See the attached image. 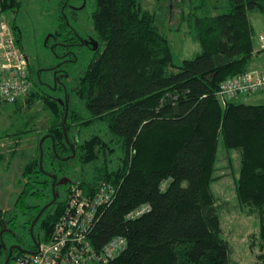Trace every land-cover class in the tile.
<instances>
[{
    "label": "trees",
    "instance_id": "obj_1",
    "mask_svg": "<svg viewBox=\"0 0 264 264\" xmlns=\"http://www.w3.org/2000/svg\"><path fill=\"white\" fill-rule=\"evenodd\" d=\"M92 1V27L102 49L76 80L68 108L41 93L35 82L26 101L30 107L39 100L49 111L39 144L49 136L43 143V169L38 144L23 169L21 192L12 206L0 209L5 224L0 264L9 256L6 237L16 229L32 235V223L52 201L48 173L68 182L56 186L59 197L34 227L32 237L39 243L51 239L71 184L90 195L110 182L117 194L101 208L89 238L100 249L123 236L128 247L107 264H235L220 214L226 202L214 196L211 184L222 142L239 157L236 196L248 215L257 216L253 239L264 244V104L223 105L217 92L225 80L250 70L254 56L264 50H255L250 18L253 12L264 14V0H167L163 7L171 23L179 22L178 31L186 25L200 48L179 66L157 13L145 10L141 0ZM0 3L18 15L23 8L21 0ZM12 26L17 35V20ZM4 150L0 147L1 154ZM19 242L22 249L37 250L35 242L29 248ZM23 254L15 248L11 261ZM256 260L264 264V252Z\"/></svg>",
    "mask_w": 264,
    "mask_h": 264
},
{
    "label": "rangeland",
    "instance_id": "obj_2",
    "mask_svg": "<svg viewBox=\"0 0 264 264\" xmlns=\"http://www.w3.org/2000/svg\"><path fill=\"white\" fill-rule=\"evenodd\" d=\"M21 1L23 8L20 13V18H23L24 23L18 22L20 31L17 29V36L21 39L25 52L30 57L33 55H38L40 58L52 56L51 49L46 45V39L51 35L54 27L59 24V17L57 16L59 12V1L61 0ZM69 2L73 3L75 0H69ZM141 2L145 10L157 13V24L170 41L174 54V64L179 66L184 60L195 58L198 51H200L199 44L193 39L189 31H187L186 25H183L182 31H178L177 27L179 22L175 21L171 23L168 14L164 11L165 7H163L168 4L167 0H141ZM88 4L91 6L89 5L82 12L81 16L85 19L86 25L92 27L90 15L94 8L93 1L88 0ZM158 6L161 8L160 11L157 10ZM69 10L67 7L65 13L67 12L72 15L69 13ZM8 12L10 20L13 23V18L18 14L13 11ZM221 12H225V10H221ZM82 18H80V21H83ZM261 22L263 27H258L259 33H256L257 36L260 34L264 35V18H262ZM74 24L77 29H80L79 25L81 23L78 25L74 22ZM93 54L94 52L85 53L77 65L72 68L69 81L71 85L75 84L78 77L86 69ZM44 62L46 63L47 60ZM257 62L260 66L258 68L254 67L252 70L264 68V51L259 53ZM173 70L177 71L178 69L174 68ZM235 102L252 105L264 104V93L250 96L246 101L239 98ZM32 105L29 107L27 103L23 104L22 102L19 104H0V144L6 143V146H10V148L5 147V150L2 152H11V154L5 156L4 160H0V209L2 210L12 206L18 194L21 192L24 183L22 180L23 169L34 155L38 153L39 135L42 132L40 125L42 124L44 126V123H47L50 118L49 111L45 109L42 102L36 100ZM20 106H22V109L20 108L21 110L17 111ZM35 122L39 125H34ZM36 128L40 132L36 131L31 135H22L19 139L15 138L16 134L22 131ZM70 163L72 166L78 165L75 159L70 160ZM239 166L240 160L236 151L227 150L221 142L214 173V177L217 179L211 184V189L214 196L220 199L219 201L226 202L220 214L223 219L225 236L230 243V257L232 262L235 264H257L256 254L264 252V244H261L257 239H253V234L257 235L259 229L257 216L248 215L239 206L236 196V178L240 168ZM20 213L21 211L19 210L16 212L18 215ZM37 230L38 228L36 227V233ZM13 232L15 233L13 237H6L8 247L22 244L19 242V238L21 240L23 239L24 247H28L31 243L34 244L33 237L30 233L29 235H25L21 229L13 230ZM24 249L28 250L27 248Z\"/></svg>",
    "mask_w": 264,
    "mask_h": 264
},
{
    "label": "built area",
    "instance_id": "obj_3",
    "mask_svg": "<svg viewBox=\"0 0 264 264\" xmlns=\"http://www.w3.org/2000/svg\"><path fill=\"white\" fill-rule=\"evenodd\" d=\"M259 43L264 48L263 36ZM33 87L29 56L13 29L9 12L0 3V104H25ZM260 93H264V69H250L221 83L217 96L226 105ZM0 146L5 148L6 143ZM116 194L117 188L110 182L101 183L90 195L78 184H71L65 211L51 239L41 241L36 251L24 253L10 264H107L127 249V239L116 236L97 249L89 234L101 208L110 205ZM143 209L132 212L131 217L139 216ZM2 220L0 210V232L5 226Z\"/></svg>",
    "mask_w": 264,
    "mask_h": 264
},
{
    "label": "flooded vegetation",
    "instance_id": "obj_4",
    "mask_svg": "<svg viewBox=\"0 0 264 264\" xmlns=\"http://www.w3.org/2000/svg\"><path fill=\"white\" fill-rule=\"evenodd\" d=\"M89 5L88 0H75L73 3L64 0L63 3L59 4L58 27H54L51 35L46 39V45L51 49L52 56L40 58L38 55L30 57L27 54L33 80L36 83L35 87L41 93L55 97L58 101L59 97L65 100L73 94L74 85L69 82L71 70L77 65L80 58L87 52H94L91 60L95 53L102 49L93 27L87 26L85 19L81 16ZM67 7L72 15L65 13ZM80 18L83 21H80ZM14 20L24 23L20 15L14 17ZM74 22L78 25L81 23L80 29H77ZM45 60H47L46 63Z\"/></svg>",
    "mask_w": 264,
    "mask_h": 264
},
{
    "label": "water",
    "instance_id": "obj_5",
    "mask_svg": "<svg viewBox=\"0 0 264 264\" xmlns=\"http://www.w3.org/2000/svg\"><path fill=\"white\" fill-rule=\"evenodd\" d=\"M59 102L62 104V105H66L67 108H68V99L66 98L65 100H63L62 98H59ZM68 112H66V116H67ZM65 121H66V118H65ZM66 134V132H65ZM49 135H45L44 137H42L41 141H40V152H41V155H40V167L41 169H43V157H44V149H43V143H44V140L48 137ZM52 137V136H51ZM53 141H54V137H52ZM66 139L67 141L68 140V136L66 134ZM76 156V151L74 150V153L72 155V157H75ZM70 157H66L65 160H69ZM49 177H51L53 179V183H52V189H53V199L50 203H48L47 205H45L41 210L40 212L38 213L37 217L35 218L34 222L32 223L31 225V233L33 235V231H34V227L37 223V221L39 220V218L41 217V215L43 214V212L49 207L51 206L54 202H56L57 198L59 197L60 193H57L56 192V186L58 184H64V183H67L68 182V179H62V180H58V177L54 174H51V173H48L47 174ZM3 232V231H2ZM2 234V233H1ZM33 240L35 242V245L37 248H39V242L37 241V239L33 236ZM4 248L7 249V246L6 244H4ZM17 248V249H20L23 251V253H30L32 251H29V250H25V249H22L20 248L19 246L17 245H12L11 247H9V256L7 257L6 261L4 264H10V261H11V256L13 254V250Z\"/></svg>",
    "mask_w": 264,
    "mask_h": 264
},
{
    "label": "crops",
    "instance_id": "obj_6",
    "mask_svg": "<svg viewBox=\"0 0 264 264\" xmlns=\"http://www.w3.org/2000/svg\"><path fill=\"white\" fill-rule=\"evenodd\" d=\"M254 17H255V19H254ZM250 18H251V21H252V24H253V27H254V29H255V31H256V33H259V30H258V27H263V25H262V22H261V20H262V18H264V14H262V13H259V12H253V13H250ZM14 19V18H13ZM261 36H263L264 37V35L263 34H260V35H256V38H255V50L258 52L260 49H264V48H262L261 47V44L259 43V39H260V37ZM21 41V40H20ZM21 44H22V42H21ZM23 46V45H22ZM264 51V50H263ZM260 53H261V51H260ZM258 55L259 54H257V55H255L254 56V58H253V60H252V62H251V64H250V69H252V68H254V67H256V68H258L260 65H259V63L257 62V59H258ZM259 69H262V68H259ZM264 69V68H263ZM251 96H254V95H251ZM250 97V96H249ZM249 97H246V98H241V97H239V98H241V99H243V100H247ZM239 98H236V99H239ZM235 99V100H236ZM234 100V101H235ZM14 151H15V149H13ZM7 154H11V152L10 153H6V151L5 152H3V154H1L0 153V160H4V158H5V156L7 155ZM2 155L4 156V157H2Z\"/></svg>",
    "mask_w": 264,
    "mask_h": 264
}]
</instances>
